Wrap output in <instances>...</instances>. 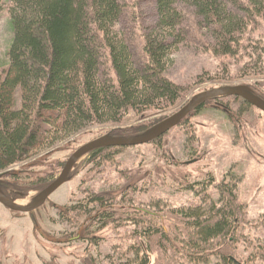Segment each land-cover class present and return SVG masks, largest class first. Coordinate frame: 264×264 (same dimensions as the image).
<instances>
[{
  "label": "trees",
  "instance_id": "obj_1",
  "mask_svg": "<svg viewBox=\"0 0 264 264\" xmlns=\"http://www.w3.org/2000/svg\"><path fill=\"white\" fill-rule=\"evenodd\" d=\"M134 1L0 0V13L11 12L15 30L11 68L0 83V171L27 164L56 129L75 132L94 124H124L134 113L156 118L112 133L136 136L170 118L162 114L175 111L190 93L170 77L169 68L193 34L192 8L212 28L220 54L237 55L252 27L264 23V0H154L160 21L148 30L149 59L144 63L133 48L134 39L122 28ZM141 1H136L139 6ZM117 149H98L94 160L113 159ZM56 173L37 176L33 187L47 189L55 183ZM9 174L23 180L16 170ZM8 176L2 185L9 193L6 184H13L5 182ZM240 187L236 182L223 183L222 201L211 208L168 211L172 228L156 223L147 208L128 211L116 195L93 193L77 209L93 216L89 232L96 225L103 230L114 222L119 227L135 222L140 240L136 249L144 264H152L159 251L175 264H215L216 255L223 257L218 264H240L244 262L239 254L240 230L249 216Z\"/></svg>",
  "mask_w": 264,
  "mask_h": 264
},
{
  "label": "rangeland",
  "instance_id": "obj_2",
  "mask_svg": "<svg viewBox=\"0 0 264 264\" xmlns=\"http://www.w3.org/2000/svg\"><path fill=\"white\" fill-rule=\"evenodd\" d=\"M136 1L122 28L134 39L133 48L145 63L148 30L158 25L160 14L154 0H143L140 6ZM193 12L189 24L193 34L177 50L169 68L170 77L190 93L183 105L162 116L181 112L198 95L216 88L251 85L264 94V23L252 27L237 55L220 54L212 28ZM14 37L11 12L3 11L0 83L11 68ZM232 97L205 104L160 143L117 147L113 159L94 160L90 154L78 165L73 180L35 213L14 211L0 201V264H144L136 249L140 240L135 222L123 227L114 222L103 230L96 225L95 233L89 232L95 224L93 216L78 211V206L87 204L93 193L116 195L128 211L147 208L156 223L172 228L168 211L213 207L222 201L221 185L226 181L241 185L240 196L249 215L240 230L241 259L264 264V110ZM154 119L134 113L124 124H94L75 132L56 129L27 164L0 174L22 173V181L9 174L5 182L13 184H6L12 195L25 192L19 199L30 204L45 188L33 187L37 176L57 172L56 182L83 146L119 127L144 126ZM162 252L153 255L152 264L176 263ZM222 260L216 255L213 262Z\"/></svg>",
  "mask_w": 264,
  "mask_h": 264
},
{
  "label": "water",
  "instance_id": "obj_3",
  "mask_svg": "<svg viewBox=\"0 0 264 264\" xmlns=\"http://www.w3.org/2000/svg\"><path fill=\"white\" fill-rule=\"evenodd\" d=\"M238 96L248 100L257 107L264 110V97L259 95L256 89L251 85L226 86L206 91L198 95L181 112L171 116L158 126L148 132L136 136H115L113 134L99 138L83 146L70 160L62 177L53 185L45 189L32 203L25 204L19 198L9 194L2 185V180L8 173L0 174V201L9 208L17 212L35 213L44 208L51 199L68 183L73 180V174L78 165L90 154L96 150L106 147H131L153 143L175 128L182 125L196 111L209 102L226 97ZM240 264H246L240 261Z\"/></svg>",
  "mask_w": 264,
  "mask_h": 264
},
{
  "label": "bare ground",
  "instance_id": "obj_4",
  "mask_svg": "<svg viewBox=\"0 0 264 264\" xmlns=\"http://www.w3.org/2000/svg\"><path fill=\"white\" fill-rule=\"evenodd\" d=\"M62 189H63V188H62ZM62 189H61V190H62ZM61 190H60V191H61Z\"/></svg>",
  "mask_w": 264,
  "mask_h": 264
}]
</instances>
